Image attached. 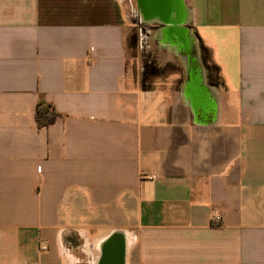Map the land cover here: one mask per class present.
Listing matches in <instances>:
<instances>
[{"label": "crops", "instance_id": "obj_1", "mask_svg": "<svg viewBox=\"0 0 264 264\" xmlns=\"http://www.w3.org/2000/svg\"><path fill=\"white\" fill-rule=\"evenodd\" d=\"M182 3L185 73L144 88L132 1L0 0V264L114 231L126 264H264V0Z\"/></svg>", "mask_w": 264, "mask_h": 264}, {"label": "rangeland", "instance_id": "obj_2", "mask_svg": "<svg viewBox=\"0 0 264 264\" xmlns=\"http://www.w3.org/2000/svg\"><path fill=\"white\" fill-rule=\"evenodd\" d=\"M124 1L129 5L130 1L133 2V9L131 7L129 11L132 30L128 35V59L134 67V75L142 76L143 79L147 77L146 83L151 87L163 86L167 82L166 78L171 75H183L185 64L180 56L159 48L162 39L158 36V30L163 29L162 24L146 23L140 16L138 0ZM78 242L67 245V264H94L98 250L94 249L93 240L90 247L82 238Z\"/></svg>", "mask_w": 264, "mask_h": 264}, {"label": "water", "instance_id": "obj_3", "mask_svg": "<svg viewBox=\"0 0 264 264\" xmlns=\"http://www.w3.org/2000/svg\"><path fill=\"white\" fill-rule=\"evenodd\" d=\"M140 11L150 22L153 17H162L165 25L162 35L173 45L186 46L185 29L182 24L185 19V10L182 0H138ZM173 12L174 16H173ZM154 21V20H153ZM187 47V46H186ZM193 76L195 74L193 73ZM101 264H126V238L124 233L114 231L102 244Z\"/></svg>", "mask_w": 264, "mask_h": 264}, {"label": "trees", "instance_id": "obj_4", "mask_svg": "<svg viewBox=\"0 0 264 264\" xmlns=\"http://www.w3.org/2000/svg\"><path fill=\"white\" fill-rule=\"evenodd\" d=\"M146 78L147 77L143 79L144 88L150 87V85L146 83ZM58 116V113H56L50 105H47L44 102L38 104L36 109V122L39 128L53 124L56 122Z\"/></svg>", "mask_w": 264, "mask_h": 264}, {"label": "bare ground", "instance_id": "obj_5", "mask_svg": "<svg viewBox=\"0 0 264 264\" xmlns=\"http://www.w3.org/2000/svg\"><path fill=\"white\" fill-rule=\"evenodd\" d=\"M174 13L175 12H173V16H174ZM141 14H142V18L143 19H145V21L146 20H148V18L147 17H145V14H143V12L141 11ZM151 20V22H153V20L154 21H161L162 20V22H164V19L162 18V17H153V18H151L150 19ZM162 45L164 46V47H166V48H170V49H174V51H176V52H179L180 51V47L178 46V45H172L168 40H167V38H166V36H163L162 35ZM118 232V231H117ZM125 238H126V241L128 240L127 239V236L125 235ZM103 244V243H102ZM101 248H102V245H101Z\"/></svg>", "mask_w": 264, "mask_h": 264}, {"label": "flooded vegetation", "instance_id": "obj_6", "mask_svg": "<svg viewBox=\"0 0 264 264\" xmlns=\"http://www.w3.org/2000/svg\"><path fill=\"white\" fill-rule=\"evenodd\" d=\"M78 241L79 240L77 238H72L70 239V244H78L79 243ZM101 249H98V255H97V258L94 264H101V260H102V250Z\"/></svg>", "mask_w": 264, "mask_h": 264}, {"label": "built area", "instance_id": "obj_7", "mask_svg": "<svg viewBox=\"0 0 264 264\" xmlns=\"http://www.w3.org/2000/svg\"><path fill=\"white\" fill-rule=\"evenodd\" d=\"M216 219H218V220H219V219H220V217L218 216V217H216Z\"/></svg>", "mask_w": 264, "mask_h": 264}]
</instances>
